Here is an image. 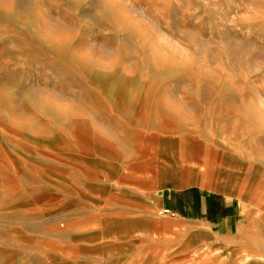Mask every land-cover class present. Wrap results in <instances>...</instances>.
<instances>
[{
  "label": "rangeland",
  "instance_id": "rangeland-1",
  "mask_svg": "<svg viewBox=\"0 0 264 264\" xmlns=\"http://www.w3.org/2000/svg\"><path fill=\"white\" fill-rule=\"evenodd\" d=\"M0 264H264V0H0Z\"/></svg>",
  "mask_w": 264,
  "mask_h": 264
},
{
  "label": "crops",
  "instance_id": "crops-1",
  "mask_svg": "<svg viewBox=\"0 0 264 264\" xmlns=\"http://www.w3.org/2000/svg\"><path fill=\"white\" fill-rule=\"evenodd\" d=\"M199 198H200V195H199ZM188 203H189V202H188ZM188 207H189V208L191 207L190 203H189Z\"/></svg>",
  "mask_w": 264,
  "mask_h": 264
}]
</instances>
